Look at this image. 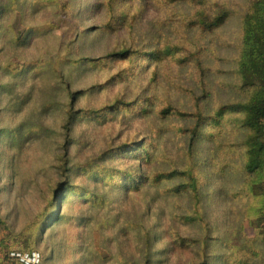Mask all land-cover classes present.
<instances>
[{"label":"rangeland","instance_id":"rangeland-1","mask_svg":"<svg viewBox=\"0 0 264 264\" xmlns=\"http://www.w3.org/2000/svg\"><path fill=\"white\" fill-rule=\"evenodd\" d=\"M253 1L0 0V264L23 248L40 264H231L226 242L242 237L264 251V186L235 193L249 131L231 109L247 99L237 62ZM188 167L197 198L152 176ZM127 171L151 177L126 191L100 173ZM64 182L63 218L27 246Z\"/></svg>","mask_w":264,"mask_h":264},{"label":"trees","instance_id":"trees-1","mask_svg":"<svg viewBox=\"0 0 264 264\" xmlns=\"http://www.w3.org/2000/svg\"><path fill=\"white\" fill-rule=\"evenodd\" d=\"M225 11L226 10L217 12L218 14L211 19L206 16L205 12L201 11L199 14L201 18L197 19V21L200 25L207 28L214 27L222 23L227 16V12ZM121 15H123V13ZM123 17L124 16L121 17L122 21ZM242 23V47L237 62V73L240 87L247 94V99L241 103L232 105L231 109H235L236 112L242 114L241 125L249 131V135L243 142L244 162L239 168L241 187L239 191L235 192L245 197L246 200H249L251 198H257L261 193V187L264 186V0H254L252 2L251 9L244 16ZM127 53V50H124L120 53L111 55H118L121 58H125ZM156 55H161L158 50H156ZM203 118L204 117L200 115L197 123L198 126L194 127L189 135L190 150H192L195 141L202 136V131H200L199 128L205 123L206 119L204 120ZM132 153L135 154L140 162L150 159V151L147 149L141 151L132 150ZM100 173L106 175V179H111L112 177H117L118 180L121 179L123 182L122 189L124 188L123 190L126 191L139 190L141 184L148 181V178L150 179L151 177L149 176L147 178L144 175L133 176L129 171L120 173ZM152 176L155 181L162 178L172 179L175 176L180 177L181 181L174 186V193L177 194L181 191H188L196 198L198 197L197 192L199 188L197 187L196 177L193 175V168L188 167L182 170L175 169L167 174H154ZM182 177L186 179L185 182H182ZM113 182L114 180H112L111 183ZM58 185L60 187L56 188L54 191V194L46 206L45 212L39 220H36L38 222L35 224L31 236L23 238L27 246L33 241H36L37 235L46 229L47 220L50 218L53 220L63 218L61 209L64 202L63 195L67 188L65 182ZM68 190L71 191L73 188H68ZM85 195H88L92 201L96 199L99 200L98 196L90 192H87ZM45 219H47L46 222H43ZM2 223L3 220L0 217V225ZM242 238L243 241L240 243H236L235 240L230 243L226 242L228 250L230 252L232 251V254L226 258L227 262L231 264H264L262 242L257 241L256 238ZM20 250L28 251L32 249L23 248ZM11 260L14 264H20L15 259L11 258Z\"/></svg>","mask_w":264,"mask_h":264},{"label":"built area","instance_id":"built-area-1","mask_svg":"<svg viewBox=\"0 0 264 264\" xmlns=\"http://www.w3.org/2000/svg\"><path fill=\"white\" fill-rule=\"evenodd\" d=\"M9 257L17 260L20 264H40L41 255L39 251L32 249L28 251L12 249L8 253Z\"/></svg>","mask_w":264,"mask_h":264}]
</instances>
